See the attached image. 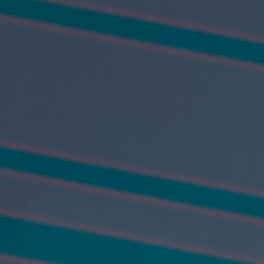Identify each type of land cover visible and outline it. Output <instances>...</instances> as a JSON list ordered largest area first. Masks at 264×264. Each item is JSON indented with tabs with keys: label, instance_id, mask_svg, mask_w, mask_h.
Here are the masks:
<instances>
[{
	"label": "water",
	"instance_id": "water-1",
	"mask_svg": "<svg viewBox=\"0 0 264 264\" xmlns=\"http://www.w3.org/2000/svg\"><path fill=\"white\" fill-rule=\"evenodd\" d=\"M0 264H264V0H0Z\"/></svg>",
	"mask_w": 264,
	"mask_h": 264
}]
</instances>
